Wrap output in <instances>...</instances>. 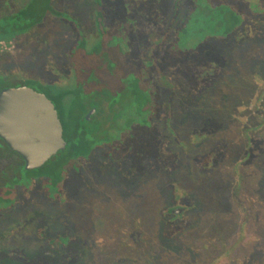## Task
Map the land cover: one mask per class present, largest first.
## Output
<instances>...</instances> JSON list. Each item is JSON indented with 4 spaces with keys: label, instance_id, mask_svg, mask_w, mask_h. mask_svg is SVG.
Returning a JSON list of instances; mask_svg holds the SVG:
<instances>
[{
    "label": "rangeland",
    "instance_id": "obj_1",
    "mask_svg": "<svg viewBox=\"0 0 264 264\" xmlns=\"http://www.w3.org/2000/svg\"><path fill=\"white\" fill-rule=\"evenodd\" d=\"M84 1L52 0L55 11L72 19L47 16L15 44L0 43V90L27 86L40 91L39 81L65 79L68 50L79 35L94 42L91 7ZM191 1L189 11L192 5L193 12H201L198 0ZM29 2L0 0V17L29 10ZM223 2L244 20L225 40L208 37L196 47L193 41L181 51H168L169 23L179 25L181 19L148 20L158 27L141 34V40H150L142 44L137 68L161 89L158 122L141 130L140 142L127 138L123 144L133 147V159L135 150L141 153V178L124 187L102 172L93 187L80 186L79 198L73 199L74 175L67 169L63 205L34 185L4 227L0 223V234L41 213L47 243H36L31 232L20 229L9 242L0 240V248L26 252L40 246L47 256L1 255L0 264H264V0ZM147 4V10L157 11L162 3L141 0L138 10ZM40 6L38 1L37 13ZM113 6L117 11L119 4ZM117 21H107L113 33ZM190 74L196 78L190 80ZM196 79L203 93L195 92ZM127 153L121 148L114 154L123 159ZM174 156L180 163L173 173L145 169L148 159L165 164ZM208 157L211 164L201 168L198 162ZM20 176L25 179L23 172ZM174 207L184 212L174 217ZM169 226L178 227L176 235L167 236ZM65 236L66 247L60 243Z\"/></svg>",
    "mask_w": 264,
    "mask_h": 264
},
{
    "label": "trees",
    "instance_id": "obj_2",
    "mask_svg": "<svg viewBox=\"0 0 264 264\" xmlns=\"http://www.w3.org/2000/svg\"><path fill=\"white\" fill-rule=\"evenodd\" d=\"M38 1H41L42 11L40 13H37L35 9ZM29 3L30 9L27 11L14 10V12L0 17V43L7 46L15 44L17 38L41 24L45 16L57 12L52 7L50 0H30ZM97 22L98 39L92 46L88 45L84 36L79 35L78 40L69 48L68 73L65 79L55 77L56 79L50 80V82L37 83L39 92L44 93L55 104L62 120L67 146L64 151L60 152V155L67 158L58 164V167L64 165V167L70 168L72 165L70 159L79 154L86 155L95 144L104 139V129L102 128L105 123L104 103H108L110 110L111 140L118 139L123 126H127L136 118L140 117L139 122L148 126L151 122L150 118L158 108L157 99L161 92L160 87L156 86V83L146 75L135 74L131 67H123L122 63L118 62V41L116 42L104 32L100 19ZM235 24H240V21L230 9L207 7L205 17L196 14L190 20L181 22L169 43L172 45L171 50L176 48L175 51H181L193 41L194 47H196L208 37L229 36ZM190 76V80L196 78L193 74ZM197 80L194 81L195 86L197 85L195 92L200 94L204 91L203 83L200 80L197 82ZM2 82L0 79V84ZM84 103L97 109L98 121L95 123L93 131L86 130L85 132L81 129L79 139L75 141L74 135L78 129L76 126L78 122L75 118L79 113L84 112ZM191 107L196 106L192 105ZM124 118L127 119L125 123L127 125L122 122ZM161 148L162 142L158 144V149ZM210 159L211 157H208V161H201L198 164L201 168H206L211 164ZM163 162L161 159L156 163L154 160L148 159L146 162L148 166L145 169L154 171L157 168L170 174L175 172L174 168L180 163V160L174 156L169 158L165 164ZM11 163L14 173L20 175L21 172H25L21 162L11 161ZM47 165L37 172L48 174V168L52 164ZM52 167L54 166H51V169ZM52 170L54 171V169ZM178 230L177 226H169L167 236L176 235Z\"/></svg>",
    "mask_w": 264,
    "mask_h": 264
},
{
    "label": "flooded vegetation",
    "instance_id": "obj_3",
    "mask_svg": "<svg viewBox=\"0 0 264 264\" xmlns=\"http://www.w3.org/2000/svg\"><path fill=\"white\" fill-rule=\"evenodd\" d=\"M30 1V0H29ZM141 0H86L85 3H88V6L91 7V13H90V19L93 22V33L91 36H94L93 39L90 40L96 41L97 35H98V22L97 20H101V26L109 36H111L117 43H118V62L122 63L123 67H131L133 71H135V74H143L141 69L139 70L137 67L142 62V44L146 41H149L150 38H145V40H141V34L146 33L152 34L156 31V28L158 25H154L148 20H156V19H167V20H176L181 19L183 21H188L192 18V16H196V14H199L200 17L206 16L207 7L214 9L218 7H226L230 9L234 15L237 16V19L240 21V24L242 25L244 23L243 15L234 8H231L229 5L225 4L223 0H198L199 3L197 5H200L202 9L201 12H193L194 8L191 5V10L189 11L188 5L191 4V0H150L151 3L156 4L157 2H161L162 4L158 6L160 10L156 9L157 11H149L147 10V6H151L150 4H147L143 10H138V6L140 4ZM195 1V0H194ZM212 2L210 5L208 2ZM52 3V0H50ZM245 2V1H244ZM116 3L119 4V6L116 8L117 11H115L113 8ZM222 4V5H221ZM166 6V11L164 10V7ZM113 7V8H112ZM154 8V7H153ZM195 11V10H194ZM56 13V14H55ZM192 14V15H191ZM191 15V16H190ZM47 16L53 17V18H67L69 20L72 19L71 16H69L67 13L63 11H57L53 12ZM45 16V18L47 17ZM109 19L115 20L119 19L117 21V29L113 33L109 29L108 25L111 24L109 22ZM146 20V21H145ZM109 21V22H107ZM108 23V25H107ZM181 24V23H180ZM179 24V25H180ZM179 25L169 23V30H171L170 34L171 36H174L172 31L175 27H178ZM236 25V26H237ZM154 31L152 32V30ZM233 34V31L231 32ZM228 36H216L212 38H219L220 40H225ZM78 40V39H77ZM136 40V42H134ZM89 42V40H87ZM127 41V43H126ZM171 41V40H170ZM88 43L89 46H92L93 43ZM172 45L168 44L167 48L168 51H171ZM170 49V50H169ZM151 51L153 49L151 48ZM150 56H153V52L150 53ZM155 60V59H154ZM154 62H157L156 60ZM151 79V78H150ZM153 82L154 78L151 79ZM39 84H44L42 82H38ZM38 93H42L39 91H36ZM44 94V93H42ZM45 95V94H44ZM46 96V95H45ZM46 98L53 104L54 109L57 113L58 120L61 123L62 126V120L59 114V111L55 108V104L46 96ZM93 102V101H92ZM104 116H105V123L103 125L104 134L102 140L98 142V144H95L90 151L86 155H77L76 157L70 159L71 160V167L67 168L64 165L58 167V164L62 163L63 160H65L67 157H62L60 155V152H57L55 156L51 157L50 160L45 164L48 163L54 169V171L51 169V166L48 168L49 173L46 172H37L38 170L42 169L45 165H43L39 169L26 171L24 169V162L18 156L16 153L12 152L8 149L6 144L0 139V164H2V168L0 170V223L1 228L4 227L6 223L5 220L7 217H9L12 212L15 211L16 208L20 206L21 197L23 199H26V195L31 194V187H39V189L42 188L41 193L43 195H48L49 197L53 198L56 196L59 200L60 205H63L65 195L61 193V190L64 189L67 182L65 181V171L67 169H70L73 172L74 178L72 180L73 188L75 189V192L77 189L84 185L86 190H89L93 184H95V176L101 177L103 175H108L110 178V175H113V181H115L117 184L123 185L124 187L127 184H132V181L135 182V180H138L141 178L142 175V156L141 153H138L137 150H135L136 158L133 159L131 156V153L133 152V147L130 145H123L124 141L128 138V142H135L143 128H149L152 126L153 121L158 122V116L160 113H158L157 110H155V114L150 118L151 122L148 126L143 125L139 122L138 119H134L133 122L130 124L126 123V118L122 119V122L127 125L123 126L122 132L118 139L111 140V131H110V110L108 103H104ZM84 112L79 113L78 116L75 118L77 120V132L74 135L76 137L77 141L79 138V131L82 129L83 131H93L95 128V123L98 121L97 116V109L93 106L89 107L84 103ZM134 132V133H133ZM62 137L63 140L66 143L67 141L64 138V130L62 126ZM124 138V139H123ZM133 138V139H132ZM134 140V141H133ZM139 141V139L137 140ZM121 142L119 145L118 143ZM140 142V141H139ZM121 148L123 150H126L128 153L122 158H118L114 153L116 150H120ZM112 149L113 152H112ZM133 149V150H132ZM138 153V154H137ZM151 160H154L156 163L157 160L155 158H152ZM11 161H18L22 163V167L25 172H23V176L25 179L23 180L22 177L19 174L14 173L12 169V163ZM114 163V171H111V164ZM119 163V165H117ZM135 164V165H134ZM62 167V168H61ZM112 167V168H113ZM58 168H61L59 171ZM63 169V170H62ZM59 171V172H57ZM102 172H104L103 175ZM22 174V172L20 173ZM90 175L93 177L91 178ZM15 186V187H14ZM61 186V189L59 190ZM64 186V187H63ZM93 187V186H92ZM52 188L54 193H48V189ZM35 195V194H34ZM29 196V195H28ZM79 198V193L76 192L73 194V199ZM39 200V199H38ZM66 200V199H65ZM14 227H10L9 230L1 232L0 234V240H4V242H9L11 238L13 237V233L15 230L24 229L28 232H31L34 236V240L36 243H44L46 244L47 240V220L44 215H41V213H33V215L24 221V223L19 222L16 223ZM60 243H63L62 246H67L70 241L65 236L63 238H60ZM55 248L58 247V244L53 245ZM19 250V251H18ZM17 251H11L9 249L0 248V256H5L7 258H13L16 256L20 259H25L31 254H38L41 256H47V252L42 251L40 246L38 248L34 249H28L26 252L18 249ZM15 253V254H14ZM12 254V255H11ZM10 256V257H9ZM40 264V263H39Z\"/></svg>",
    "mask_w": 264,
    "mask_h": 264
},
{
    "label": "water",
    "instance_id": "obj_4",
    "mask_svg": "<svg viewBox=\"0 0 264 264\" xmlns=\"http://www.w3.org/2000/svg\"><path fill=\"white\" fill-rule=\"evenodd\" d=\"M0 139L24 162V169L41 168L66 143L53 104L42 93L21 86L0 90ZM184 212L174 207L171 215Z\"/></svg>",
    "mask_w": 264,
    "mask_h": 264
}]
</instances>
